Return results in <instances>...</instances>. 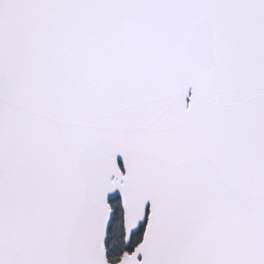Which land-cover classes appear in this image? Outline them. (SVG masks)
Here are the masks:
<instances>
[{"label":"snow or ice","instance_id":"snow-or-ice-1","mask_svg":"<svg viewBox=\"0 0 264 264\" xmlns=\"http://www.w3.org/2000/svg\"><path fill=\"white\" fill-rule=\"evenodd\" d=\"M0 264H264V0H0Z\"/></svg>","mask_w":264,"mask_h":264}]
</instances>
